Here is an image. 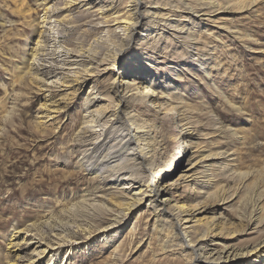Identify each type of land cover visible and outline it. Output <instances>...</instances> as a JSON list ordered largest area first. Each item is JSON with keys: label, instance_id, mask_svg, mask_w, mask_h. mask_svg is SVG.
I'll list each match as a JSON object with an SVG mask.
<instances>
[{"label": "rangeland", "instance_id": "rangeland-1", "mask_svg": "<svg viewBox=\"0 0 264 264\" xmlns=\"http://www.w3.org/2000/svg\"><path fill=\"white\" fill-rule=\"evenodd\" d=\"M92 1L0 0V264H46L50 258L52 264H188V249L170 223L163 227L165 239L152 233L147 206L129 212L116 204L135 193L138 179L152 184L155 172L170 165L163 181L173 185L161 200L191 207V218L208 219L222 236L205 239L204 254L211 250L215 259L221 247L231 246L245 254L242 262L227 264H264V251L255 252L264 244L257 246L264 242V0L239 6L238 0H214L219 8L212 0H141V10L151 15L120 52L133 3ZM65 49L85 51L95 61L116 54L119 80L149 82L156 105L127 93L129 107L122 109L148 133L147 173L131 167L129 152L89 171L95 148L111 147L125 133L111 124L115 103L106 90L115 75L86 78L79 88L75 72L89 60L69 59ZM136 61L141 66L131 71L129 62ZM28 69L34 81L24 74ZM191 137L194 149L180 154V141ZM208 155L210 161H198ZM208 164V176H200ZM187 169L188 175L198 170L197 183L186 179ZM178 224L180 230L189 226ZM34 231L38 237L29 238ZM193 238L183 234L184 244ZM47 242L59 246L55 255L36 257Z\"/></svg>", "mask_w": 264, "mask_h": 264}, {"label": "bare ground", "instance_id": "bare-ground-1", "mask_svg": "<svg viewBox=\"0 0 264 264\" xmlns=\"http://www.w3.org/2000/svg\"><path fill=\"white\" fill-rule=\"evenodd\" d=\"M85 1V0H84ZM90 1V0H89ZM95 1V0H93ZM92 1V2H93ZM114 1V0H113ZM174 1V0H173ZM188 0H186L185 2H187ZM202 1H205V0H202ZM207 1V0H206ZM233 1V0H232ZM79 2V1H78ZM91 2V3H92ZM131 2L133 3V7H132V12L131 13V20H133V22H131V24H125L124 25V30H123V33L126 32L125 36L122 38V45H121V48H119V52L121 51V49L125 46L128 47L129 43L132 41V36L134 35V33H136L140 28L141 26H143V18L145 16H148V15H151L150 14V9L149 10H146L145 7H142L143 10H141V6H142V3H141V0H131ZM179 1H177L178 3ZM190 2V1H189ZM211 4L210 5H214L215 7H218V2L217 1H210ZM231 2V1H230ZM38 3V2H37ZM90 3V4H91ZM104 3V2H103ZM113 3V2H112ZM115 3V2H114ZM244 3V2H243ZM43 4V3H42ZM110 4V3H109ZM152 4H157V0H155V2H152ZM190 4V3H188ZM186 4V5H188ZM207 4V3H206ZM209 4V3H208ZM228 4V3H227ZM239 4H241V0H238L235 2V5L239 6ZM45 5V4H43ZM87 5V4H86ZM111 4L108 6L109 8H111ZM114 6V4H113ZM190 6V5H189ZM221 6V5H219ZM233 6V5H232ZM45 7V6H44ZM108 7L106 8L105 10V7L103 8V10H105L106 12H109L111 11L112 9H108ZM197 7V6H196ZM211 8V6H209ZM222 7V6H221ZM100 9V7H98ZM192 8V6H191ZM195 8V7H194ZM219 8V7H218ZM115 9V8H114ZM154 9V8H153ZM180 9V7H179ZM187 9V8H186ZM193 9V8H192ZM197 9V8H196ZM195 9V10H196ZM216 9V8H215ZM101 10V9H100ZM157 10V9H156ZM200 10V9H199ZM46 11H47V8H46ZM117 12V11H116ZM157 12V11H156ZM197 13V11H194ZM202 12V11H201ZM154 13V12H153ZM206 13V12H205ZM157 14V13H155ZM202 14V13H201ZM199 15V14H197ZM203 15V14H202ZM127 16V15H126ZM81 17V16H80ZM86 17V16H85ZM128 17V16H127ZM62 18V17H61ZM87 18V17H86ZM146 18V17H145ZM151 18V17H150ZM155 18V17H153ZM158 18V16H157ZM205 18V17H204ZM64 19V18H63ZM67 19V18H66ZM126 20V18H124ZM81 20H82V17H81ZM124 20V23H126V21ZM129 20V19H128ZM64 21V20H63ZM74 22L71 21V23ZM78 22V21H77ZM102 23V21H101ZM76 24V23H75ZM85 24V22H84ZM97 24V23H96ZM100 23H98L97 25H99ZM77 25V24H76ZM75 25V26H76ZM97 25L95 26V28H100V27H97ZM94 27V26H93ZM96 29V30H97ZM142 29V28H141ZM94 30V29H92ZM142 37V36H141ZM100 39V38H99ZM144 39V37H142V40ZM146 40V39H145ZM121 41V40H120ZM119 46H120V43H119ZM107 48V47H106ZM117 48V47H116ZM115 48V50H116ZM104 49V48H103ZM66 50V49H65ZM114 50V49H112ZM68 51V50H66ZM111 51V50H110ZM108 50V52H110ZM136 51V50H135ZM38 52V51H37ZM37 52L34 53V55L31 53V56L33 57V61L35 60L36 56H37ZM70 52V51H68ZM87 52L85 51H77L76 49L74 50H71V52L67 55V57L69 59L73 58V57H86L88 58L87 61L89 64L88 65H84L85 68H83L81 71L78 70L76 73V79L78 80H81L78 84H79V88L82 87V84L85 83L86 81V78H89V77H97L96 79H99L102 80L103 78H109L113 75L114 76V80L116 78V76L118 75V81L115 82L113 80V82H110V83H107V90H106V93L109 95V97L113 100V103L112 105H114V110L111 114L112 116V122L111 124L114 125L116 123H119V125H122L124 127V135L122 136V138H120V140H117L114 144H111L112 146L111 147H107L103 150H98L97 148H95V150L91 153L93 158L95 157L96 159H94L95 161V164L93 166H91V170H89L92 174V172L94 171L95 167L99 164H103L105 162H108V163H111L110 161L111 160H114L116 159V157L118 155H122V153H128L129 152V156L133 157L132 159L128 160L129 161H133L130 165H132L131 167H136L137 169H139V172H141L142 174L143 173H147L149 171L148 169V166H149V161L147 159V153L148 152H145L148 144H150L148 142L147 139L148 138V133L146 131H143L145 130L143 124H140L139 122V118L135 116H131L130 120L129 119H126L124 118L123 114H122V109H125L126 107H129L128 104L129 102L126 101V94L127 93H130L129 96H131V98L134 96L138 101L139 103H149L150 106H152L151 108H153L155 105H156V102L157 100L155 98H158L156 97V94H154V90L151 88V86H149V82L144 79H140V81H133L131 79H128V81L126 82H122V80H119L122 73H119V72H115L114 68L116 67V64H117V61H118V58L116 57V54H112V52H110L112 55L110 57L108 56H104V57H101L100 60H93L92 58L94 56H91L87 54V56H83L84 54H86ZM95 53V52H94ZM115 53V52H113ZM96 54V53H95ZM108 53H106L107 55ZM118 54V53H117ZM139 52H135V54H133L132 56H134V60H138L140 59L139 58ZM69 55V56H68ZM141 57V56H140ZM132 58V57H131ZM142 58V57H141ZM131 61V59L129 60ZM129 69H134V68H138V66H141V63L140 62H129ZM30 64V63H29ZM32 65V64H31ZM72 65V64H71ZM106 65V66H105ZM150 65V64H149ZM33 68V66H31ZM89 67V69H88ZM31 68V69H32ZM85 69V70H84ZM29 72H30V69L27 70V72H25L24 74L25 75H28L29 76V80L30 81H34L33 79V76L32 74L29 75ZM75 78V77H74ZM95 80V78H94ZM104 80V79H103ZM108 80V79H107ZM91 81V80H90ZM125 81V80H124ZM74 82V81H73ZM121 82V83H120ZM102 83V82H101ZM105 83V82H104ZM90 85V84H89ZM104 85V84H103ZM87 85L85 84V87ZM78 88V87H77ZM76 88V89H77ZM75 91V90H74ZM88 95V94H86ZM153 95V97H152ZM89 97V96H88ZM107 97V96H106ZM155 97V98H154ZM94 98V97H93ZM104 99V98H103ZM98 100V99H97ZM105 100V99H104ZM111 101V100H109ZM92 102V100H91ZM88 103V101H87ZM135 103V102H134ZM168 103V102H167ZM90 104V103H89ZM92 104V103H91ZM132 104V103H131ZM169 104V103H168ZM87 105V104H86ZM141 105V104H139ZM165 105L164 102H161V103H158L157 107L160 108V106H163ZM167 105V104H166ZM132 106V105H131ZM130 106V107H131ZM135 106V104H134ZM138 106V105H137ZM89 107V106H88ZM125 107V108H124ZM174 107V106H173ZM138 108V107H137ZM175 108V107H174ZM133 109V108H132ZM135 109V108H134ZM165 109V113H170L173 111V108H166L164 107ZM131 110V109H130ZM137 110V109H136ZM117 111V112H116ZM131 112V111H130ZM133 112V111H132ZM94 113V112H93ZM133 114V113H132ZM169 115V114H168ZM91 116V115H90ZM129 116V117H130ZM181 119V118H180ZM101 120V119H100ZM110 120V119H109ZM131 122V123H130ZM130 123V124H129ZM142 123V122H141ZM187 124V123H186ZM147 125V124H146ZM132 126H134V130H132ZM97 127V126H96ZM86 128V127H85ZM148 128V127H147ZM82 129V128H81ZM86 131V129H85ZM81 132V131H80ZM89 132V131H88ZM88 134V133H87ZM178 134V133H177ZM177 134L175 135L177 137ZM91 136V135H90ZM83 138V137H82ZM192 138L191 137L189 140L187 139H182L180 141V147L184 148L182 150V152L180 151V154H184V151L186 149H192L194 146L192 142ZM84 139V138H83ZM125 140V141H124ZM108 143H111V141H109ZM106 141H105V144H108ZM196 143V142H195ZM198 145V143H197ZM196 145V146H197ZM89 146V145H88ZM96 146V145H95ZM94 147V146H93ZM103 148V147H102ZM150 148V147H149ZM114 149V150H113ZM194 149V148H193ZM92 150V149H91ZM112 152H111V151ZM110 151V152H109ZM198 151V150H197ZM153 152V151H152ZM125 156V155H124ZM209 157H212L210 155L208 156H204L202 158H200L198 161L199 162H205V161H210L211 158ZM83 158V157H82ZM92 157L89 158L90 159H93ZM93 161V162H94ZM89 162V161H88ZM114 162V161H113ZM92 163V162H91ZM210 164V163H209ZM208 164V167L207 169L204 170L205 174L203 173V175L205 176H208V172L210 171V166ZM117 165V164H116ZM115 165V166H116ZM195 165V163H194ZM99 166V165H98ZM97 166V167H98ZM196 166V165H195ZM117 167V166H116ZM130 167V168H131ZM134 167V169H135ZM106 168V167H105ZM118 168V167H117ZM171 165L164 168V169H161V170H157L154 174L155 176V179H154V183L151 184V182H147V184H145V180L142 181V180H139L138 178V181H136V187H135V193L129 195L127 197V199L125 201H118L116 202L117 206L119 208H123L121 209V211H133L135 210L136 208L140 207V206H147L148 209L151 211V213L153 214V218H154V222H153V230H152V233L154 235H157L158 234H162L163 232V227L164 225L165 226H168L167 224H171L173 226V228L177 229V234L178 236H180V245H184V247H186L188 249V252H189V262L188 264H227V263H233V262H242L240 259L244 256V252L245 251H242L241 249H237V248H232L231 246L229 248H227V246H223L220 248L217 256L215 259H213V255L211 256V250L210 252H206L205 254H207V256L209 257H205V254H204V240L207 239L208 237H211V238H214L215 236L218 238H222V236L220 235L219 233V230H216V228H211L213 227L212 224L209 225L210 221L206 218H195L194 216L191 218L190 216H192V213H190V211L192 209H190L191 207L187 206V205H184V204H181V205H178L177 201H175L174 205L172 206H169L171 202H173V200H169V199H164V200H161V194H166L168 193V190L167 188L169 186H172L173 184H171V182L168 184H166V182L163 181L164 178H166L168 176L169 173H171ZM136 169V170H137ZM108 170V169H107ZM135 170V171H136ZM191 170V169H190ZM190 170H186L184 175L186 177V179H191V181H194L197 183V179L199 178L197 176V174H199L197 171L198 170H195L193 172H191V174L188 175V173L190 172ZM218 170V169H217ZM111 171V170H110ZM103 172V171H102ZM117 172V171H116ZM133 172V171H132ZM201 172V171H200ZM106 173V172H105ZM118 173V172H117ZM135 173V172H134ZM113 175V174H112ZM148 175V174H147ZM123 176V175H122ZM144 176H146L144 174ZM204 176V177H205ZM118 177V176H117ZM200 177V178H202ZM93 178V177H92ZM131 178V177H129ZM134 179V177H133ZM97 180V179H96ZM100 180V179H99ZM118 180V179H117ZM136 180V178L134 179ZM210 181V180H209ZM100 182V181H99ZM133 182V180H129V182L125 185H123L120 189L122 191L126 190L129 186H130V183ZM126 192V191H125ZM123 193V192H122ZM119 194L121 196H124V194ZM216 193V192H214ZM126 196H127V193H125ZM216 195V194H215ZM207 198V197H206ZM168 200V203L166 204V201ZM205 202L207 201V199H205ZM203 200V201H204ZM219 200V199H218ZM209 201V200H208ZM217 201V200H216ZM220 201V200H219ZM217 201V202H219ZM210 202V201H209ZM215 202V201H214ZM192 203H195V201H193V199H191V204ZM212 202H210V205ZM216 203V202H215ZM202 204V203H201ZM203 205H205L203 203ZM209 205V204H208ZM209 205V206H210ZM214 205V204H213ZM212 205V206H213ZM218 205V203H217ZM206 206V205H205ZM195 208V207H194ZM202 208V207H201ZM169 209H173V211H177L178 215L179 216H176V215H173L172 213H170ZM207 210V209H206ZM204 210V212L206 211ZM209 212H211V210H209ZM184 215H181L183 214ZM203 213V212H202ZM122 214V213H121ZM125 216V215H124ZM123 216V217H124ZM179 217V219H178ZM121 218V217H120ZM125 219V218H124ZM122 220V219H121ZM121 220L119 221H116L114 223H110L108 226H106L105 228H108L116 223H119ZM179 220V221H178ZM251 220V219H250ZM180 221H183V225H187L189 224V226L187 227H184L183 229H178V223H180ZM169 224V225H170ZM207 227V228H204L202 227V229H200L199 227ZM169 228H172L169 226ZM41 231V230H40ZM190 232H191V235L194 234V238L192 240H190V243H188V245H185V239H183V234L186 235L187 237H190ZM37 232H31L29 236V238L31 239H34L35 237H38V234H36ZM219 233V234H218ZM42 234V233H41ZM168 233H165V234H162L164 235V238H168ZM175 235V237H176ZM40 236V235H39ZM218 238V240H220ZM160 240V239H159ZM214 240L210 241V242H213ZM172 242V241H171ZM52 242H47V243H44L45 246L44 248L38 250V248H36L38 250V252L36 253V257H38L39 255H43V254H49V253H53V255H51L50 257L54 256L59 248V246L57 248H54L56 245L55 243L54 244H51ZM178 243V245H179ZM261 243H264L263 241L258 243L257 246H259ZM38 244V242L36 243ZM191 244V245H190ZM206 244V242H205ZM39 247V246H38ZM183 247V246H182ZM36 249L33 250L34 251H37ZM254 249H256V246L255 248L251 247V250L255 251ZM231 250V252H230ZM16 251V250H14ZM203 251V253H201ZM248 251V253H249ZM262 251H264V244L263 245H260V247L257 249V254H260ZM168 252V250H167ZM247 252V251H246ZM44 255V256H45ZM211 256V257H210ZM259 258H261V260H264V254H260L259 255ZM33 261L30 262V264H32ZM46 264H52V260L50 258L49 261L46 262ZM238 264V263H237Z\"/></svg>", "mask_w": 264, "mask_h": 264}]
</instances>
